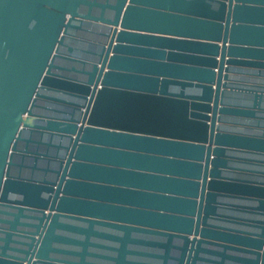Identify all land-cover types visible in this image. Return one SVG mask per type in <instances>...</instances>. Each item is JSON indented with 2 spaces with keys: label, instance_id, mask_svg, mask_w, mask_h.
Returning a JSON list of instances; mask_svg holds the SVG:
<instances>
[{
  "label": "water",
  "instance_id": "water-1",
  "mask_svg": "<svg viewBox=\"0 0 264 264\" xmlns=\"http://www.w3.org/2000/svg\"><path fill=\"white\" fill-rule=\"evenodd\" d=\"M0 264H264V0H0Z\"/></svg>",
  "mask_w": 264,
  "mask_h": 264
}]
</instances>
